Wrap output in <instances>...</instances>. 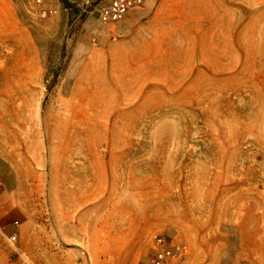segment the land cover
<instances>
[{"label": "rangeland", "instance_id": "obj_1", "mask_svg": "<svg viewBox=\"0 0 264 264\" xmlns=\"http://www.w3.org/2000/svg\"><path fill=\"white\" fill-rule=\"evenodd\" d=\"M110 1L0 0V264H126L97 231L130 207L152 228L132 264L157 235L175 264H264V0L105 25Z\"/></svg>", "mask_w": 264, "mask_h": 264}, {"label": "crops", "instance_id": "obj_2", "mask_svg": "<svg viewBox=\"0 0 264 264\" xmlns=\"http://www.w3.org/2000/svg\"><path fill=\"white\" fill-rule=\"evenodd\" d=\"M201 3L204 2L201 0H158V5L171 6ZM73 210L74 209L71 208H66L63 211L62 209H55L53 212L54 218L58 221L57 232L62 243L74 242ZM128 210V216L123 228H120L119 226L102 227L100 231H97V240L104 248V254L108 255L110 260H116V253H118L120 256L118 259L125 261L126 264H132L142 253L144 240L151 234L152 228L150 226L143 227L141 219L134 212L133 208L130 207ZM114 218L115 215L113 213L105 215L103 223L113 220ZM114 247L119 248L115 250Z\"/></svg>", "mask_w": 264, "mask_h": 264}, {"label": "built area", "instance_id": "obj_3", "mask_svg": "<svg viewBox=\"0 0 264 264\" xmlns=\"http://www.w3.org/2000/svg\"><path fill=\"white\" fill-rule=\"evenodd\" d=\"M40 3V0H37ZM144 4V0H111L108 4L99 9V20L102 24L117 23L123 20L130 13L139 10ZM10 246L16 243V235L12 234L6 237ZM153 254L148 264H175L178 256L168 240L157 235L152 241Z\"/></svg>", "mask_w": 264, "mask_h": 264}]
</instances>
